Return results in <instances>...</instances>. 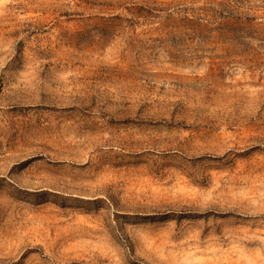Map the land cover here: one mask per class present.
Wrapping results in <instances>:
<instances>
[{"label": "rangeland", "instance_id": "374dc122", "mask_svg": "<svg viewBox=\"0 0 264 264\" xmlns=\"http://www.w3.org/2000/svg\"><path fill=\"white\" fill-rule=\"evenodd\" d=\"M0 264H264V0H0Z\"/></svg>", "mask_w": 264, "mask_h": 264}, {"label": "bare ground", "instance_id": "6f19581e", "mask_svg": "<svg viewBox=\"0 0 264 264\" xmlns=\"http://www.w3.org/2000/svg\"><path fill=\"white\" fill-rule=\"evenodd\" d=\"M74 180H75V179H74ZM79 180H80V179H79ZM140 186H141V184H140ZM51 216H52V215H51ZM53 216H54V215H53ZM46 217L48 218V216H46ZM41 218H42V217H41ZM47 218H46V219H47ZM54 219H55V218H54ZM54 219H53V220H54ZM40 220H41V219H40ZM56 220H57V218H56ZM36 221H38V220H36ZM67 221H68V220H67ZM73 221H74V220H73ZM34 222H35V221H34ZM41 222H42V221H41ZM41 222H40V223H41ZM52 222H53V221H51V223H52ZM54 222H55V221H54ZM47 223H48V222H47ZM70 224H71V223H70ZM37 225H38V224H37ZM39 225H40V224H39ZM50 225H51V224H50ZM63 225H64V224H63ZM78 225H79V224H78ZM78 225H77V226H78ZM52 226H53V225H52ZM61 226H62V225H61ZM61 226L58 227V228H61V229H62L63 226H62V227H61ZM73 226H74V225H73ZM64 227H65V226H64ZM64 227H63V228H64ZM79 227H80V226H79ZM37 228H38V227H37ZM37 228H36V229H37ZM65 228H66V227H65ZM76 229H77V228H75V229H73V230H76ZM78 229H79V228H78ZM53 231H54V230H53ZM33 232H34V231H33ZM36 232H37V231H36ZM36 232H35V233H36ZM55 232H56V231H55ZM60 232H62V230H61ZM60 232H58V233H60ZM63 232H64V231H63ZM39 233H40V232H39ZM39 233H38L37 235H39ZM35 235H36V234H35ZM59 237H60V236H59ZM36 238H37V236H36ZM60 238H61V237H60ZM64 240H65V239H64ZM45 243H46V242H45ZM51 243H52V241H51ZM46 245H47V243H46ZM196 254H197L196 252L192 253V255H196Z\"/></svg>", "mask_w": 264, "mask_h": 264}]
</instances>
